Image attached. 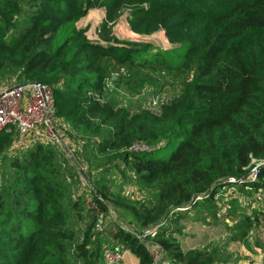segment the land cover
<instances>
[{"label":"trees","instance_id":"1","mask_svg":"<svg viewBox=\"0 0 264 264\" xmlns=\"http://www.w3.org/2000/svg\"><path fill=\"white\" fill-rule=\"evenodd\" d=\"M95 8L106 11L98 41L79 26ZM124 14L135 33L164 30L170 46L120 40L114 26ZM157 73L180 84L158 111L132 112L111 98ZM5 77H14L13 84L50 85L56 121L98 136L99 152L122 151L157 195L153 204L138 207L98 179L89 200L93 209L74 194L68 181L75 176L55 146L37 140L16 150L19 130H2L0 264H105L117 248L129 250L139 264H153L150 242L161 246L167 264H217L210 252L183 250L169 227L145 240L136 232L172 209L189 206L213 216L225 188L259 191L264 0H0V79ZM258 163L254 179L251 169ZM232 205L242 210L229 228L232 239L244 240L259 222L237 200ZM120 207L142 230L116 222L103 234L99 222Z\"/></svg>","mask_w":264,"mask_h":264},{"label":"rangeland","instance_id":"2","mask_svg":"<svg viewBox=\"0 0 264 264\" xmlns=\"http://www.w3.org/2000/svg\"><path fill=\"white\" fill-rule=\"evenodd\" d=\"M99 9L102 10V8L91 10L79 22V26L85 28L91 38L95 37L94 27L102 17ZM21 22L22 19L19 20V23ZM120 28L122 31L117 33L119 39L133 42L130 35L132 30L126 14L119 18L114 30L118 31ZM160 34L159 39L153 37L148 42L164 41V35L160 32L157 33V35ZM155 45L164 47L160 44ZM13 81L14 77L0 79V92L6 85L13 84ZM136 83L131 85V88H126V91L111 96L119 107L127 108L132 112L142 109L158 111L163 103L170 100L180 90L177 80L159 73L152 74L150 78L142 77V81L138 80ZM106 126L104 125V127ZM56 128L60 139L52 145L61 152L65 168L69 169V176L71 174L75 176L68 181L74 184V194L87 198V205L93 196L95 189L93 186L96 185L98 179H104L110 191L119 196L121 201L137 204L138 207L144 201L150 204L154 203L157 195L156 186L143 183L137 178L130 165L124 161L122 151L109 150L105 153L97 151L95 142L99 137L92 136L91 133H83L71 122L56 121ZM29 144L20 139L16 142L15 148L21 150V148H25L24 145L28 146ZM16 150L13 149L12 152H16ZM239 188L237 186L223 189L217 198V213L213 216L207 215L206 212H198L189 206L185 209H172L165 218L144 228L143 232H157L162 226L169 227L170 230L175 231L174 236L179 240L183 250L210 252L217 258V264H264V199L259 191L246 193ZM234 199L243 206L244 212L259 222L244 240H233L229 229L239 220L240 212H242L241 209L233 207ZM118 210L111 216L102 218L99 222V228L103 230V234L110 233L116 222L126 229L142 230L140 222L131 212L123 207ZM121 214L125 216L120 217ZM80 226H85V224L82 223Z\"/></svg>","mask_w":264,"mask_h":264},{"label":"built area","instance_id":"3","mask_svg":"<svg viewBox=\"0 0 264 264\" xmlns=\"http://www.w3.org/2000/svg\"><path fill=\"white\" fill-rule=\"evenodd\" d=\"M16 85L18 84L6 85L0 92V131L15 126L24 142L31 143L39 140L52 144L59 141L60 134L56 128L55 118L56 98L53 88L47 84L37 85L28 82L22 87L10 90ZM259 166L258 163L251 169L254 179L259 178L261 170ZM260 178L262 185L259 193L264 199V174ZM230 180L236 181L234 178ZM89 205L97 209L94 204L89 203ZM154 233L156 231L136 232L141 240H145L150 235L153 237ZM150 253L153 264H167L164 250L158 244L150 242ZM123 258L124 251L117 248L106 254L105 264H120Z\"/></svg>","mask_w":264,"mask_h":264},{"label":"crops","instance_id":"4","mask_svg":"<svg viewBox=\"0 0 264 264\" xmlns=\"http://www.w3.org/2000/svg\"><path fill=\"white\" fill-rule=\"evenodd\" d=\"M91 10H93V9H91ZM99 10L102 13V17H101V20L94 27V30L96 31L95 37L94 38L89 37V38H91L94 41H98L99 40V37H98V34H97V28H98L99 24L103 21V19L105 17L104 16L105 9L102 8V10L101 9H99ZM127 21H128V17H127ZM90 25L92 26V24H90ZM121 28L118 29V31L114 30V34L118 38H119V35L117 33H120L119 31H122ZM159 32L164 35V37H165L164 39L165 40L164 41H160L159 43L157 41H155V42H153V44H160V45H162L164 47H169L170 46V43H169V41H168V39H167V37L165 35V31L164 30H159V31L155 32L152 35H141V34L135 33L134 31H131V34L130 35H131V38H133L132 39L133 42L152 43V42H148V40L149 39H152L153 37L159 39L161 37V34L160 35H157V33H159ZM120 264H139V260H138V258L133 253H131L129 250H126V251H124V258H123V260H122V262Z\"/></svg>","mask_w":264,"mask_h":264},{"label":"water","instance_id":"5","mask_svg":"<svg viewBox=\"0 0 264 264\" xmlns=\"http://www.w3.org/2000/svg\"><path fill=\"white\" fill-rule=\"evenodd\" d=\"M114 78H115V77H114ZM31 83H35V84H37V85H40V83H38V82H31ZM26 84H27V83H20V84L16 85L15 87L10 88V90H11V89H17V88L22 87V86H24V85H26Z\"/></svg>","mask_w":264,"mask_h":264}]
</instances>
